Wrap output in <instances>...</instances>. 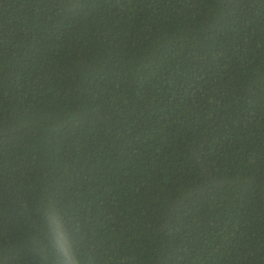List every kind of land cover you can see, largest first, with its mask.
<instances>
[{"label":"trees","instance_id":"obj_1","mask_svg":"<svg viewBox=\"0 0 264 264\" xmlns=\"http://www.w3.org/2000/svg\"><path fill=\"white\" fill-rule=\"evenodd\" d=\"M0 264H264V0H0Z\"/></svg>","mask_w":264,"mask_h":264}]
</instances>
